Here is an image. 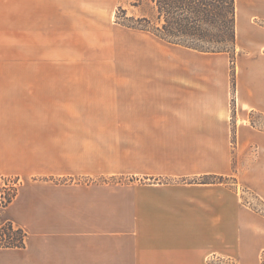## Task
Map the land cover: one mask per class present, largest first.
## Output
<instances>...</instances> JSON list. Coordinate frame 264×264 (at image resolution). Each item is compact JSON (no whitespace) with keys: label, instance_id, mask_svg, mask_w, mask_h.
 <instances>
[{"label":"crops","instance_id":"1","mask_svg":"<svg viewBox=\"0 0 264 264\" xmlns=\"http://www.w3.org/2000/svg\"><path fill=\"white\" fill-rule=\"evenodd\" d=\"M25 3L0 17V173L20 181L3 211L27 235L0 264H257L262 220L239 191L188 181L235 174L232 130L264 111V58L241 61L238 1L234 94L226 52L92 18L81 0ZM244 43L263 48V31Z\"/></svg>","mask_w":264,"mask_h":264},{"label":"rangeland","instance_id":"2","mask_svg":"<svg viewBox=\"0 0 264 264\" xmlns=\"http://www.w3.org/2000/svg\"><path fill=\"white\" fill-rule=\"evenodd\" d=\"M22 0H0V17L19 14L15 10H19V6ZM25 4H29L31 0H25ZM29 1V2H28ZM80 0H76L79 2ZM136 0H81L89 8L90 15L92 18H99L103 20H108L115 26L126 28H132L121 25L119 22L124 20V14L122 9L126 10V16L138 17L141 13H145L147 10L150 11V6L152 3L150 0H143L141 6H133V2ZM239 3L240 8V39L244 43V39L248 33L252 30L258 32L259 30L264 33V0H236ZM148 13V12H146ZM116 14L118 18L116 19ZM246 21L250 22L247 26ZM262 28V29H261ZM136 29V28H132ZM140 30V29H137ZM144 31V30H142ZM165 42V41H164ZM167 43V42H166ZM244 46L246 51H250V56L242 55L241 61L249 60L256 63L258 60L264 58V47L259 48L249 47L246 43ZM170 44V43H169ZM236 48V46H235ZM236 50V49H235ZM125 54V53H124ZM49 56H45V60ZM34 61L36 56H32ZM90 59V60H89ZM130 62V56L125 55H115V56H76V62ZM263 61V60H262ZM235 62V61H234ZM235 66V63H234ZM235 81V76H234ZM235 84H231V93L234 94ZM235 98L231 95V105L234 108ZM264 107V104H262ZM235 111V109H234ZM246 113L245 121L241 117L237 120L238 126L244 127V132H238L232 130L231 134V153L233 158V169L235 174L226 176L223 182H217L218 178L209 177L214 182L211 183H227L230 187L237 189L241 198V202L245 204L249 209L255 212L259 218L263 221H256L257 228L256 234L259 236L262 234L264 239V111L258 109H245ZM242 116V115H241ZM233 128L236 120L233 117ZM241 171L244 175L241 178L238 176V171ZM1 174V173H0ZM12 177V176H10ZM16 178V177H14ZM18 182V178H16ZM65 179V178H64ZM190 179V178H189ZM188 179V180H189ZM1 180V178H0ZM116 178L105 179V181L116 182ZM64 181V180H60ZM121 181V180H120ZM5 215L3 210H0V218ZM262 222V223H260ZM261 230V231H260ZM262 232V233H260ZM253 234V233H252ZM254 236V234H253ZM257 264H264V245L257 248ZM236 264L239 262L235 259Z\"/></svg>","mask_w":264,"mask_h":264},{"label":"trees","instance_id":"3","mask_svg":"<svg viewBox=\"0 0 264 264\" xmlns=\"http://www.w3.org/2000/svg\"><path fill=\"white\" fill-rule=\"evenodd\" d=\"M148 13L138 17L126 16L122 9L123 26L154 34L159 39L201 52H226L230 57V79L235 84L236 0H150ZM136 0L133 6H141ZM118 14H116V19ZM209 177L223 182L226 176L204 174L190 178L189 182L211 183ZM0 210H4L15 197L19 183L16 178L0 174ZM11 178V179H10ZM9 180L10 182H8ZM27 233L16 226L7 215L0 218V247L24 246Z\"/></svg>","mask_w":264,"mask_h":264},{"label":"built area","instance_id":"4","mask_svg":"<svg viewBox=\"0 0 264 264\" xmlns=\"http://www.w3.org/2000/svg\"><path fill=\"white\" fill-rule=\"evenodd\" d=\"M11 179V178H10ZM10 182L9 180H7ZM208 264H236L235 259L230 256H220L217 254H211L207 258Z\"/></svg>","mask_w":264,"mask_h":264}]
</instances>
